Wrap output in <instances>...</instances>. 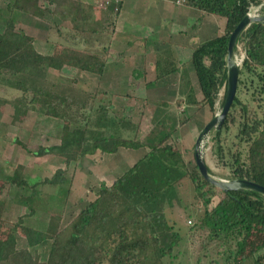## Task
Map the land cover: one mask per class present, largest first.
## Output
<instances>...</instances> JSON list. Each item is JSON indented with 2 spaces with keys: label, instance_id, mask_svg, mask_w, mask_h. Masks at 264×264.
<instances>
[{
  "label": "trees",
  "instance_id": "16d2710c",
  "mask_svg": "<svg viewBox=\"0 0 264 264\" xmlns=\"http://www.w3.org/2000/svg\"><path fill=\"white\" fill-rule=\"evenodd\" d=\"M94 1L11 0L0 8V89L16 92L9 99L0 97V103L12 106L11 124L20 123L29 111L64 122L58 144H38L27 149L26 142L17 137L10 141L17 152L27 149L36 158L50 155L63 160L65 166L80 156L96 152L113 154L119 148H144L145 153L110 185L100 183L94 199L64 225L62 212L53 208L63 206L70 190V180L64 176L65 168L58 167L50 177L29 185L24 165L11 157L15 163L8 179L10 184L16 190L34 189L24 199L16 201L30 209L28 216L39 209H33L32 203L45 206L49 218L41 226L28 225L23 247H16V236L11 232L0 237V262L184 264L183 256L188 253L193 257V264H238L250 248L252 233L264 232V196L251 189L215 187L202 177L196 165L188 169L182 153L168 142L177 128L187 121L185 110L176 114L169 103L151 101L155 105L152 128L139 141L135 135L129 138L123 135L126 130L135 133L136 126L116 118L109 113L110 108L92 109L88 94L49 78V70L58 71L63 67L96 75L105 70L110 35L114 30V20L109 24L106 21L118 16L122 0L116 3L111 0L114 8L105 6L102 1L104 18L101 21L93 18ZM183 4L225 19L223 34L192 49L189 61L201 99L195 95L184 63L181 64L172 51L158 53L155 79L178 73V93L184 98L183 104L207 105L213 111L221 88H224L221 104L225 96L229 34L251 6L261 5L264 13V0H184ZM47 14L56 28L60 23H69L76 32L71 37L79 36L85 45L93 40L101 44L103 38L108 43L98 49L60 45L54 46L51 54H41L33 46V37L17 30L15 25L21 17L45 20ZM239 45L243 59L236 93L221 129H214L210 139L216 151L220 150L221 130L229 129L238 121L239 135H243L247 144L244 161L240 159V152L232 156L233 178H247L264 186V114L260 120H255L249 108L256 94L264 95V22H252L242 30L233 53ZM246 90L250 91V99L243 100L240 96L246 94ZM72 110H83L81 124L76 123ZM48 184L55 185L56 192L44 197V192L36 186ZM36 197L43 203L35 202ZM214 197L217 201L210 207ZM14 202L0 199V221H5L8 207ZM180 209L191 217L186 227L179 222L183 214ZM22 217L18 219H25ZM20 220L17 222H22ZM43 241H50L44 258L37 248ZM263 248L264 244H257L250 253ZM253 264H264V251Z\"/></svg>",
  "mask_w": 264,
  "mask_h": 264
},
{
  "label": "rangeland",
  "instance_id": "374dc122",
  "mask_svg": "<svg viewBox=\"0 0 264 264\" xmlns=\"http://www.w3.org/2000/svg\"><path fill=\"white\" fill-rule=\"evenodd\" d=\"M11 1V0H0V8L4 7L5 3ZM94 1L93 5V18L99 19L101 21L103 14L101 12V4L102 1H104L105 6H112L114 8V3H111V0H96ZM174 3V6H187L185 4L182 5H176L174 1H171V3ZM113 4V5H112ZM147 4H151V1H147ZM261 5L258 6H251L249 8V14L250 15H261L264 14L262 9L260 8ZM189 7V6H187ZM144 8V7H143ZM193 8V7H191ZM114 10V9H113ZM133 11L141 10L140 8L132 9ZM143 11V10H141ZM138 13V12H137ZM254 13V14H253ZM128 14V11L125 12V15ZM139 14V13H138ZM136 14V15H138ZM207 16V20L205 19L203 21V18ZM134 17V16H133ZM131 20H136V18ZM104 18V17H103ZM197 18V19H196ZM191 21V27L198 28L199 24L203 22H208L209 25L213 26L214 33L215 34H223L224 33V25H225V19L223 17H220L218 15L212 14V13H203L201 12L200 16H197ZM212 18V19H210ZM111 20H114V30H116V21L118 18H110V20L106 21L108 24ZM197 20V21H196ZM136 25H139L136 23ZM137 26L139 29L140 27ZM195 26V27H194ZM17 30H22L26 34L33 37V46L35 50L41 54H51L54 46H76L81 48H94L98 49L101 47V45H106L108 41H106V38H103V42L101 44L98 43V41H91L90 44H84L79 36L75 39L71 37L74 32L71 28V25L69 23H60L59 27L56 28L51 21L50 16L47 14L45 20H38L35 18L29 19V18H23L21 17L17 24L15 25ZM118 31H121V28H118ZM61 32V33H60ZM112 34L110 35V39H112ZM213 33V30H212ZM121 33H118L117 39L121 38L124 41H128L131 39V37H126L124 34L120 36ZM173 40V37H171ZM46 43V44H45ZM111 43V40H110ZM109 43V46H110ZM173 46L176 45V43H171ZM198 45V44H197ZM108 46V48H109ZM175 48V47H174ZM163 51V50H162ZM162 51H159L160 53ZM172 51L177 57L175 51L172 49L168 50ZM109 52V51H108ZM243 54V50L241 45L237 46V51L234 53L236 61L239 62V68L241 66V56ZM179 61V59H178ZM114 61L111 62V60H108V64L113 66ZM128 62V63H127ZM181 64L184 63L185 68L187 70V62L181 61ZM105 70L108 66L107 60L105 61ZM130 61H126L124 65H128ZM141 64H139V67L134 68L133 75L129 76L131 68L124 70V73H127V76L124 78L122 77H116L115 76L106 79V74L102 75H96L90 72H82L74 68H68L63 67L60 70H49V78L54 79V81L61 82L64 85L71 86L73 88H79L81 91L88 94V99L91 103L92 109H98L106 108L111 109L109 113H112L116 118H122L125 121L130 122L131 125L136 126V132L132 130H126L123 132V135L125 137H133L134 135L139 141H142L145 136L148 134V132L152 128V114L153 110L155 108V105L153 103H149L147 97H143L141 95H133L132 93L126 94L129 95L132 98H135V100L138 99V107H136V110L134 112L133 108H135L132 100H129L124 107L121 106V104L115 105V96L119 94L120 91H122V88L124 86L131 87L132 84H135L136 79L138 80V75H136L139 71H142L143 74L146 73L145 69L143 67H140ZM136 69V70H135ZM133 71V70H132ZM155 75L150 76L151 77V83L157 84L159 82H164L165 84H168L169 86L173 84L172 87L174 88L175 93L173 96L169 94L170 92H161V93H153L151 96H163V97H170L169 105L171 107V110L174 111L176 114L181 113L182 110H185V116L187 121L180 125L177 130L174 132L172 137L168 140L170 144L174 148H177L181 153L185 160V163L189 170L193 169L195 166V159H194V142L195 139L199 133V131L202 129L204 124L208 122L214 114H216L219 109L221 108V101L223 98L224 88H221L217 94V100L215 103L214 110H210L207 105H204L202 107L198 106H185L183 104L184 98L183 96H180L178 93L179 89V75H176L177 77H174V81L167 82L168 79H164V77H161L159 79H155L156 71L154 72ZM187 73L189 75V78L191 80V85L194 88L195 95L198 99H201V93L200 89L198 87L197 80L195 77L191 74H189L188 70ZM88 74H92L90 77ZM173 76V75H169ZM168 76V77H169ZM193 77V78H192ZM171 78V77H169ZM113 80V81H111ZM143 80V79H142ZM103 81V82H102ZM135 81V82H134ZM167 82V83H166ZM109 83L119 84L117 85V88L119 91H110L105 90L107 85ZM143 83L147 84V82L143 81ZM164 85V86H168ZM106 86V87H105ZM123 86V87H122ZM177 91V92H176ZM118 93V94H117ZM250 91L246 90V94H241V98L243 100L250 99L249 96ZM16 92L14 90H4L0 89V97L4 98H12ZM124 96V94H122ZM255 102H249L250 104V110L255 115V120H260L262 118V115L264 114V95L256 94ZM180 100V103H179ZM151 101H163L162 99H151ZM178 101V102H177ZM164 102V101H163ZM80 111H71V115L73 118L77 119L78 124L82 123L81 119V112ZM124 111H127L124 114ZM12 106L9 104L0 103V199L2 200H8V201H15V204H12L8 207V214H6L4 220L0 221V237H4L8 232H11L16 236V247H23L26 245L25 240V233L27 230V227L29 224L33 225L34 227H37V225L41 226V223H46L47 219L49 218V214L45 212V206L40 207V205L36 203H32L31 207L33 209H37L36 212L33 213L32 216H28L30 213V209L26 207L24 204L20 203L19 201H16L18 199H24L26 196H28L33 190H31L29 187H24L25 189L16 190L13 185L10 184L8 181L10 172H12L13 163H15L13 158H17L15 161H21L25 167L24 175L26 180L28 181V184L31 185L35 183L36 181H41L43 178L50 177L56 168L62 167L65 168L64 170V176L70 180V190L66 199V202L63 204L62 207L59 208H53L54 211L62 212V224H66L72 217H74L80 209L90 202L95 197V193L98 189V186L100 183H105L106 185H110L113 182V179L115 177H118L125 169L120 170L119 164L121 163V160H119V157L113 158L109 155V159L104 160L101 155H99L98 152H96L93 155H83L78 158V160L71 162L68 166H65L63 163V160L59 158H55L53 156L47 155L41 158H36L30 154L29 151H26L27 149H30L32 146L42 144L44 146H49L51 143H54L58 140L60 135L64 132L62 124L64 123L62 120L54 119L52 117H46L43 115H40L36 111H29L21 120L20 123H17L16 125L11 124L12 119ZM42 116L43 118H47L43 121H38L37 117ZM254 120V119H251ZM250 120V121H251ZM243 120H241L242 122ZM235 123L231 124L229 126V129L227 130H221L219 142H220V150L216 151V146L213 145L211 141V136L213 134V130H211L206 138L203 141V147L201 148V153L203 156V160L208 168V172L210 175H212L214 178L217 179H232V156L234 153L237 154V152H240V159L244 161V153L246 151V144L245 138L239 135L238 127ZM81 126V125H80ZM221 129V128H220ZM219 129V130H220ZM17 137L19 140L26 142L28 145V148L21 149L18 152L14 150L15 144L11 143L10 138ZM53 145V144H52ZM134 154H137L138 151L134 150L132 151ZM218 153V154H217ZM104 156V155H103ZM106 156V155H105ZM113 158V159H112ZM117 161V169L118 170H112V174H109L110 176L107 179H103V165L107 164L108 162H114ZM102 166V168H101ZM124 168V167H122ZM103 169V170H102ZM108 171V170H106ZM216 187V186H215ZM37 189L41 190V192H44V197H46V194L55 195L56 192V186L55 185H39L36 186ZM219 188V187H218ZM18 193V194H17ZM217 198H212V202L210 204V207L214 206L216 203ZM17 202V203H16ZM35 202L43 203L42 200L39 199V197L35 198ZM180 212H183L182 209L179 210ZM48 212V211H47ZM36 213V214H35ZM23 216L22 218L25 219H18V217ZM27 216V217H26ZM191 216V215H190ZM17 220H20L22 222H17ZM188 220H191V217H188V214L183 212L181 218L179 219L180 224L187 226L190 225L188 223ZM192 221V220H191ZM249 244L250 248L247 249V254L250 253V251L255 248V245L257 244H264V232H253L252 235L249 238ZM50 247V241H43L38 245V251L42 258H44L49 250ZM254 247V248H253ZM264 251L263 249L258 250L255 254L253 259L250 260V264H253L256 257L260 254H262ZM183 262L184 264H193V257L190 254H186L183 256ZM0 264H4V262H0Z\"/></svg>",
  "mask_w": 264,
  "mask_h": 264
},
{
  "label": "crops",
  "instance_id": "0c3cea01",
  "mask_svg": "<svg viewBox=\"0 0 264 264\" xmlns=\"http://www.w3.org/2000/svg\"><path fill=\"white\" fill-rule=\"evenodd\" d=\"M147 1H151V4H147ZM172 0H122V7L118 13V20L116 21V30L114 31L111 39V43L109 46V52L106 57L107 64L108 60L111 62L114 61V65L111 66L108 64L106 67L105 72L102 75L106 74V79H109L115 74L116 77L124 78L129 73V76L133 75L134 68L140 67L145 69L146 73L143 74L142 71H139L136 75H138V80L136 79L135 84H132L131 87L122 86V91L119 92L118 95L115 96V105L121 104L122 107L132 100L135 102V108H133L134 112L136 107H138V99L130 97L129 95L132 93L135 95H141L143 97H147L149 100L148 102L151 103V99H162L165 102H169L170 97H163V96H151L153 93H161V92H170L171 96L175 93L174 88L172 87L173 84L170 86L165 84L164 82H159L157 84L151 83V77L155 75L156 67H155V60L159 51L170 50L172 49L175 51L177 55V59L179 61H186L187 62V70L189 74L195 77V73L193 71V67L189 61L192 49L199 43H202L216 35L214 33L213 26L209 25L208 22H203L201 25L199 24L198 28L191 27V21L196 18L197 16L201 15V10L196 8H191L187 6H174ZM97 2V1H95ZM182 5V4H176ZM144 7V8H143ZM140 8L141 10L133 11L132 9ZM128 11V14L125 15V12ZM138 12V13H137ZM206 13V12H203ZM134 16V17H133ZM133 17L136 20H131ZM197 19V18H196ZM207 20V16L203 18ZM212 19V18H210ZM197 21V20H196ZM136 23L140 24L136 25ZM137 26L140 28L138 29ZM195 27V26H194ZM118 28H121V31H118ZM213 30V33H212ZM118 33H121L120 36L123 34L126 37H131L130 40L124 41L121 38L117 39ZM173 37V40L171 39ZM171 43H176V45H172ZM46 44V43H45ZM175 47V48H174ZM130 61L128 65H124L126 61ZM128 63V62H127ZM130 72H125L124 70L130 69ZM133 70V71H132ZM136 70V69H135ZM90 77L92 74H88ZM173 76L164 77V79H168L167 82L174 81V77L179 75L178 73L171 74ZM193 78V77H192ZM143 79V80H142ZM196 79V77H195ZM113 81V80H111ZM143 81L147 82V84L143 83ZM103 82V81H102ZM166 82V83H167ZM117 84L109 83L105 88V90L110 91H119L117 88ZM168 85V86H164ZM177 92V91H176ZM124 94V96L122 95ZM137 111V110H136ZM127 111H124V114ZM49 118V117H48ZM47 118H43L42 116L37 117L38 121H43ZM62 136V135H60ZM25 141V140H23ZM60 141V137L58 140L52 144H58ZM134 150H137L138 153L134 154ZM145 153L144 148L138 149H126V148H119L113 154H102L101 157L109 159V155L113 158L119 157L121 163L119 164V169H128L130 166L134 164L136 160L141 157L142 154ZM100 155V154H99ZM104 155V156H103ZM106 155V156H105ZM112 158V159H113ZM22 163L21 161H18ZM23 164V163H22ZM117 161L108 162L107 164L103 165V179H107L112 174V170L117 169ZM124 167V168H122ZM102 168V166H101ZM108 170V171H106ZM124 170V171H125ZM123 171V172H124ZM123 172H120L121 174ZM116 178V177H115ZM114 180V179H113ZM54 195V193H53ZM247 251V250H246ZM245 251L244 259L240 261L238 264H250V260L253 259L254 253H249Z\"/></svg>",
  "mask_w": 264,
  "mask_h": 264
},
{
  "label": "water",
  "instance_id": "95a60500",
  "mask_svg": "<svg viewBox=\"0 0 264 264\" xmlns=\"http://www.w3.org/2000/svg\"><path fill=\"white\" fill-rule=\"evenodd\" d=\"M252 22H264V14L261 15H250L247 12L241 20L236 24L233 30L229 34L227 42V54H226V77L227 85L223 103L219 111L204 124L202 129L199 131L195 142H194V159L195 165L202 177L207 180L210 184L222 188L224 190H239V189H251L261 193L264 196V186L256 183L247 178H232V179H217L209 174L207 166L203 160L201 148L203 147V141L207 134L213 130H219L226 118V114L233 102L239 73V62L236 61L233 53V48L236 43L237 37L242 30H244ZM243 59V54L240 61Z\"/></svg>",
  "mask_w": 264,
  "mask_h": 264
},
{
  "label": "built area",
  "instance_id": "2783aa9c",
  "mask_svg": "<svg viewBox=\"0 0 264 264\" xmlns=\"http://www.w3.org/2000/svg\"><path fill=\"white\" fill-rule=\"evenodd\" d=\"M117 0H113L114 3H116ZM184 0H175L176 4H183ZM188 223H190V220H188Z\"/></svg>",
  "mask_w": 264,
  "mask_h": 264
},
{
  "label": "bare ground",
  "instance_id": "6f19581e",
  "mask_svg": "<svg viewBox=\"0 0 264 264\" xmlns=\"http://www.w3.org/2000/svg\"><path fill=\"white\" fill-rule=\"evenodd\" d=\"M254 14V13H253Z\"/></svg>",
  "mask_w": 264,
  "mask_h": 264
}]
</instances>
